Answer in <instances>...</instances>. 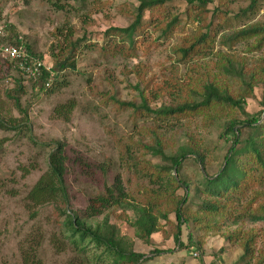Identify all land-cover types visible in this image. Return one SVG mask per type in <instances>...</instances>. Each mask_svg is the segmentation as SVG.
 Returning a JSON list of instances; mask_svg holds the SVG:
<instances>
[{
  "label": "trees",
  "instance_id": "obj_1",
  "mask_svg": "<svg viewBox=\"0 0 264 264\" xmlns=\"http://www.w3.org/2000/svg\"><path fill=\"white\" fill-rule=\"evenodd\" d=\"M67 1H77L81 9L86 8L87 0ZM175 1L185 3L182 16L186 22L195 25L191 34L171 48L176 61L188 64L206 55L216 60L209 59L201 72L194 69L182 74L183 80L169 77L162 87L153 86L170 98L168 105L150 108L146 90L151 83L143 79L142 70L136 66L131 71L139 79V84L135 86L139 104L110 100L119 109H131L132 117H196L203 119L207 127L217 126L220 129L219 138L226 145L221 163L216 172L209 173L206 153L191 137L178 144L173 140H164L151 129L150 142L138 143L142 153L133 159L128 155L129 145L115 139L114 146L119 151L124 176L116 177L110 187L103 185L101 192L91 195L84 210L73 211L65 184L64 148L56 144L46 156V171L27 192L24 207L30 219H35L38 208L53 206L56 216L62 220L57 222L59 232L50 237L51 246L56 252L70 249L79 264H147L162 253L154 249L150 252L152 256L146 257L136 252L134 240L121 232L118 221L132 229L134 238L147 245L151 236L162 230L164 223L172 228L175 242L182 246L179 240L181 227L187 225L202 235L189 233L187 248L201 249L204 236H219L229 245L240 247L241 255L234 264H264V238L259 244L258 233L238 228L224 232L226 226L243 222L264 226V119L261 122L264 107L256 114L245 111L246 100L254 97L256 86H261L264 96V54L248 65L244 59L220 56V50L213 51L218 47L232 52L236 47L244 46L247 52L253 53L264 48L262 23L232 25V21L253 17L261 0H250L247 7L231 16L229 5L234 0H215L212 11L208 6L214 4V0H137L138 5L132 11L120 6L119 13L130 16L131 23L124 28L109 27L101 34L100 43H93L91 34L86 30L77 38H74L72 28L61 33L62 42L57 44L51 55L54 79L64 71H76L77 56L81 52L98 51L103 57L118 56L127 60L137 57L138 43L146 42L148 29L158 33V37L157 40L147 41L146 47L157 44L158 40H166L182 21L179 14L167 8L168 3ZM146 13L148 17L145 21ZM5 29L14 43L22 46L12 27L5 26ZM24 49L33 55L27 47ZM8 65L0 61V76H4ZM229 78L240 84L236 87L228 85ZM48 80V73L43 71L36 81H31L35 95H40ZM14 84V93L23 91L20 79L14 80ZM6 95V99L11 98L9 92ZM11 99L13 105L20 109L18 99L14 96ZM6 103L0 93V116ZM73 108L74 104L67 102L56 107L54 114L66 120ZM1 119L0 129H3ZM8 123L14 127L17 120L10 119ZM243 130H247L246 137H242ZM147 156L159 162L152 163L146 159ZM189 162L198 168L193 184L183 173L184 166ZM192 187L202 201L198 215L187 217L184 216V208ZM171 216L175 222L170 220ZM98 217L101 220H95ZM41 240L42 235L37 229L21 242L22 264H41L38 257Z\"/></svg>",
  "mask_w": 264,
  "mask_h": 264
},
{
  "label": "rangeland",
  "instance_id": "obj_2",
  "mask_svg": "<svg viewBox=\"0 0 264 264\" xmlns=\"http://www.w3.org/2000/svg\"><path fill=\"white\" fill-rule=\"evenodd\" d=\"M249 4L250 0H234L229 5V15L236 14ZM137 5V0H87L86 8L81 9L77 1L0 0V25L11 26L22 47H27L34 56L52 67L51 55L57 44L62 42L61 33L72 28L73 36L77 38L86 30L91 34L93 43H100L101 34L109 27L124 28L131 23L132 18L121 15L118 7H127L132 11ZM215 5L214 0V4L208 8L212 11ZM167 8L181 16L180 25L169 38L158 40L157 44H151L150 47H146L147 41L157 40L158 33L148 29L145 33L146 42L138 43L136 58L123 60L118 56L103 57L98 51L81 52L77 56V70L62 72L38 96L31 89V81L22 78L9 65L4 76H0L1 97L7 102L0 116L4 125L0 129V264H22L20 244L37 229L42 235L38 256L41 264H79L70 249L56 252L51 246L50 237L59 232L57 222L62 220L60 216H56L53 206L38 208L35 219H30L24 207L27 192L46 171V156L56 144H61L64 148L65 184L70 209L73 211L84 210L91 195L101 192L103 185L110 187L116 177L124 176L119 151L114 146L115 139L129 145L128 155L133 159L142 153L138 143L150 142L151 129L164 140H173L178 144L191 137L206 153L209 173L217 171L226 148L219 138L220 129L217 126L207 127L203 119L196 117H132L131 109H119L110 100L113 98L139 104V94L135 89L139 79L131 71L136 66L142 70L143 79L151 83L146 90L150 108L168 105L171 103L170 98L164 92L156 91L153 86L162 87L169 77L183 80L182 74L194 69L201 72L209 59L216 60L206 55L207 57H200L188 64L176 61L171 48L179 44L184 36L191 34L195 25L186 22L182 16L186 9L184 2L168 3ZM146 17L147 13L145 21ZM255 22L264 25V0L259 1L258 11L253 17L232 21V25ZM218 50L220 56H235L244 59L248 65L264 54V48L249 53L244 46H238L232 52L218 47L213 51ZM19 79L22 81L23 91L16 94L13 92L14 80ZM227 81L232 87L240 84L234 78ZM8 92L11 98L14 96L18 99L20 109L13 105V99H6ZM67 102L73 103L74 108L66 120L59 119L54 114V109ZM263 107L262 88L256 86L254 97L246 100L245 111L256 114ZM10 119L17 120L14 127L8 123ZM263 119L264 112L261 122ZM241 134L246 137L247 130H243ZM146 159L152 163L159 162L149 156ZM197 171V166L191 162L183 168V173L191 184ZM201 201L192 187L184 216L198 215ZM95 220H101V217ZM170 220L175 222L173 216ZM117 224L122 233L134 240L136 252L146 257H151L150 252L154 249L162 252L147 264H234L241 255L237 244L229 245L219 236H204L201 249L187 248L185 245L189 233L202 237L187 225L181 227L179 240L182 246H178L172 228L164 223L162 230L151 236L149 245L134 238L132 229L124 223L118 221ZM237 228L258 233L259 244L264 238V226L259 223L243 222L236 226H226L224 232ZM192 239L196 240L195 237Z\"/></svg>",
  "mask_w": 264,
  "mask_h": 264
},
{
  "label": "built area",
  "instance_id": "obj_3",
  "mask_svg": "<svg viewBox=\"0 0 264 264\" xmlns=\"http://www.w3.org/2000/svg\"><path fill=\"white\" fill-rule=\"evenodd\" d=\"M0 61L7 62L13 71L29 81H36L43 71L47 72L49 80L45 83V88L50 87L55 76L51 66H47L38 57L27 53L21 45L15 44L14 40L8 36L5 26L1 25Z\"/></svg>",
  "mask_w": 264,
  "mask_h": 264
}]
</instances>
